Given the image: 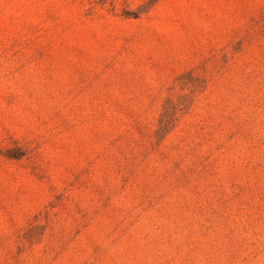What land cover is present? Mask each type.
Masks as SVG:
<instances>
[{
  "label": "rangeland",
  "instance_id": "obj_1",
  "mask_svg": "<svg viewBox=\"0 0 264 264\" xmlns=\"http://www.w3.org/2000/svg\"><path fill=\"white\" fill-rule=\"evenodd\" d=\"M0 264H264V0H0Z\"/></svg>",
  "mask_w": 264,
  "mask_h": 264
}]
</instances>
